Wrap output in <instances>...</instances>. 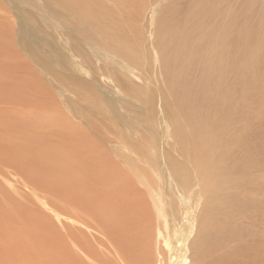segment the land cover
<instances>
[{
  "label": "rangeland",
  "instance_id": "1",
  "mask_svg": "<svg viewBox=\"0 0 264 264\" xmlns=\"http://www.w3.org/2000/svg\"><path fill=\"white\" fill-rule=\"evenodd\" d=\"M160 8L141 38H109L55 3L0 0V264H210L194 250L206 195L160 97L157 44L178 33ZM248 172L225 176L246 218L230 264H264V163Z\"/></svg>",
  "mask_w": 264,
  "mask_h": 264
},
{
  "label": "bare ground",
  "instance_id": "2",
  "mask_svg": "<svg viewBox=\"0 0 264 264\" xmlns=\"http://www.w3.org/2000/svg\"><path fill=\"white\" fill-rule=\"evenodd\" d=\"M46 1L62 6L78 21L109 38L124 36L128 27L141 38L138 20L150 5L161 7L160 21L174 20L169 27L170 32H178L173 46L166 41L156 46L162 56L160 66L166 86L160 97L174 126L176 142L182 146V156L193 161L206 195L194 250L201 257L211 258L210 264H230L236 252L228 245L240 236L235 221L242 219L239 209L244 206L240 201L233 204L239 192L226 175H244L264 163L259 161L264 158V139L257 144L247 139L251 134L249 121L254 116L259 118V133L264 135V0H168L166 6L164 0ZM182 122L193 133L187 150ZM212 171L216 173L208 175ZM191 177L185 174L183 178L189 183ZM156 264L162 262L157 260Z\"/></svg>",
  "mask_w": 264,
  "mask_h": 264
}]
</instances>
